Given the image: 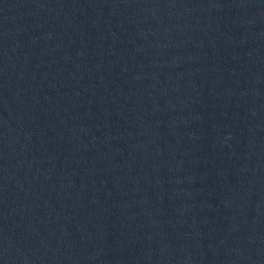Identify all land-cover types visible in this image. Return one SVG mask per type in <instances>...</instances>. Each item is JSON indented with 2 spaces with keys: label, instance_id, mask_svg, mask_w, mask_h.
<instances>
[{
  "label": "water",
  "instance_id": "95a60500",
  "mask_svg": "<svg viewBox=\"0 0 264 264\" xmlns=\"http://www.w3.org/2000/svg\"><path fill=\"white\" fill-rule=\"evenodd\" d=\"M0 264H264V0H0Z\"/></svg>",
  "mask_w": 264,
  "mask_h": 264
}]
</instances>
